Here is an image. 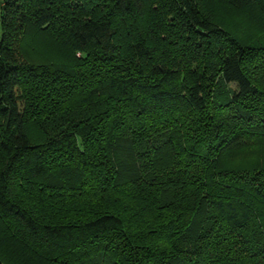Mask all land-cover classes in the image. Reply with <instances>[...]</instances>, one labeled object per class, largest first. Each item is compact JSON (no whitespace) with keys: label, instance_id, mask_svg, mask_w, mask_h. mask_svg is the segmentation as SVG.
Here are the masks:
<instances>
[{"label":"trees","instance_id":"1","mask_svg":"<svg viewBox=\"0 0 264 264\" xmlns=\"http://www.w3.org/2000/svg\"><path fill=\"white\" fill-rule=\"evenodd\" d=\"M206 1L0 0V264H264V33Z\"/></svg>","mask_w":264,"mask_h":264},{"label":"rangeland","instance_id":"2","mask_svg":"<svg viewBox=\"0 0 264 264\" xmlns=\"http://www.w3.org/2000/svg\"><path fill=\"white\" fill-rule=\"evenodd\" d=\"M212 7L217 24L230 28L239 37L247 40L251 36L264 33V15L256 9H239L229 6L223 0H207ZM50 39L46 36L38 35L36 40L39 50L30 53L34 58L49 59L52 61L61 60L67 55L61 48H53ZM50 43V44H49ZM29 52V51H28ZM78 56V54L76 53Z\"/></svg>","mask_w":264,"mask_h":264}]
</instances>
